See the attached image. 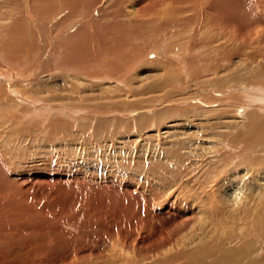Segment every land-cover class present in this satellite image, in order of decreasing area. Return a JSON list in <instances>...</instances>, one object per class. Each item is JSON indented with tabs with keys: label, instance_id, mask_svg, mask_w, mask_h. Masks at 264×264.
Segmentation results:
<instances>
[{
	"label": "rangeland",
	"instance_id": "rangeland-1",
	"mask_svg": "<svg viewBox=\"0 0 264 264\" xmlns=\"http://www.w3.org/2000/svg\"><path fill=\"white\" fill-rule=\"evenodd\" d=\"M162 1L0 0L8 264H264V0Z\"/></svg>",
	"mask_w": 264,
	"mask_h": 264
},
{
	"label": "bare ground",
	"instance_id": "bare-ground-1",
	"mask_svg": "<svg viewBox=\"0 0 264 264\" xmlns=\"http://www.w3.org/2000/svg\"><path fill=\"white\" fill-rule=\"evenodd\" d=\"M154 1H156V0H154ZM235 1L240 2V0H211L210 1L211 6L213 7L214 12L216 13L214 15L215 16L219 15V17L222 20L228 21L230 23V25H231V23L233 24L234 22L243 23V20L245 21V15L243 13L245 5L243 6V10H242L239 2H235ZM241 2L244 3L243 1H241ZM150 7L152 8L153 6L151 5ZM245 10H246V8H245ZM246 15H248V14L246 13ZM250 18H251V16H250ZM248 20H250V19H248ZM238 25H240V24H238ZM263 127H264V122H263ZM6 163L7 162L5 161V159H3L2 156H0V237L5 235V230L3 229V227L7 226L11 222V220L14 221L15 225H17L19 227L20 230L18 231V236L22 237L23 232L21 231V227L23 224V216H22L23 204L21 203L22 199L20 198L22 191H21L20 187L18 188V186L16 187L15 190L12 189L14 184H13V182L9 176V172L7 170ZM234 192L236 193L237 191L234 190ZM12 196L19 197V199H21V200H19L18 198L12 200ZM2 243L3 242H0V245ZM7 248L8 247L6 244H3L0 247V260L3 261L1 264H8L6 262V259H7L8 254H9V251L7 250ZM196 251H198V250H196ZM202 254H203V252H202Z\"/></svg>",
	"mask_w": 264,
	"mask_h": 264
}]
</instances>
